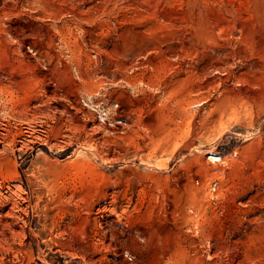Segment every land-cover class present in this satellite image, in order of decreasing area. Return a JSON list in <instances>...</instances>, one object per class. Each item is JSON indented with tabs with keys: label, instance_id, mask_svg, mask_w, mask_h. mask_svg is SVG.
<instances>
[{
	"label": "rangeland",
	"instance_id": "1",
	"mask_svg": "<svg viewBox=\"0 0 264 264\" xmlns=\"http://www.w3.org/2000/svg\"><path fill=\"white\" fill-rule=\"evenodd\" d=\"M0 264H264V0H0Z\"/></svg>",
	"mask_w": 264,
	"mask_h": 264
},
{
	"label": "bare ground",
	"instance_id": "2",
	"mask_svg": "<svg viewBox=\"0 0 264 264\" xmlns=\"http://www.w3.org/2000/svg\"><path fill=\"white\" fill-rule=\"evenodd\" d=\"M19 185V184H18ZM10 186V185H9ZM10 197V196H9ZM110 201V200H109ZM15 208V207H14ZM115 209V208H114ZM12 213V212H11ZM9 214H10V212H9ZM19 217V216H18Z\"/></svg>",
	"mask_w": 264,
	"mask_h": 264
}]
</instances>
